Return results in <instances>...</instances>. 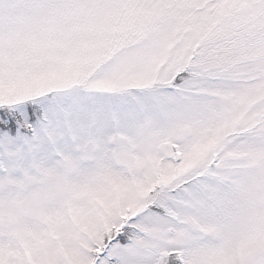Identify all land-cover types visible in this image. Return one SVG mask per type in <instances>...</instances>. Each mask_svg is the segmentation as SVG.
<instances>
[{
  "label": "snow or ice",
  "instance_id": "6c2138e0",
  "mask_svg": "<svg viewBox=\"0 0 264 264\" xmlns=\"http://www.w3.org/2000/svg\"><path fill=\"white\" fill-rule=\"evenodd\" d=\"M0 264H264V0H0Z\"/></svg>",
  "mask_w": 264,
  "mask_h": 264
}]
</instances>
